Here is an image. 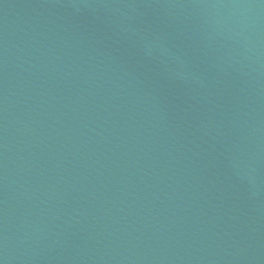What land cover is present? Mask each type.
Here are the masks:
<instances>
[{"label":"water","instance_id":"obj_1","mask_svg":"<svg viewBox=\"0 0 264 264\" xmlns=\"http://www.w3.org/2000/svg\"><path fill=\"white\" fill-rule=\"evenodd\" d=\"M0 264H264V0H0Z\"/></svg>","mask_w":264,"mask_h":264}]
</instances>
